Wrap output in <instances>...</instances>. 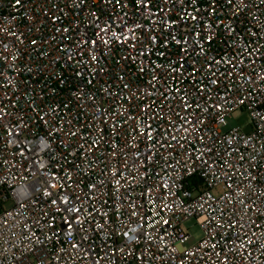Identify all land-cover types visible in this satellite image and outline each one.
I'll return each mask as SVG.
<instances>
[{
  "label": "built area",
  "instance_id": "1",
  "mask_svg": "<svg viewBox=\"0 0 264 264\" xmlns=\"http://www.w3.org/2000/svg\"><path fill=\"white\" fill-rule=\"evenodd\" d=\"M0 264H264V0H0Z\"/></svg>",
  "mask_w": 264,
  "mask_h": 264
},
{
  "label": "rangeland",
  "instance_id": "2",
  "mask_svg": "<svg viewBox=\"0 0 264 264\" xmlns=\"http://www.w3.org/2000/svg\"><path fill=\"white\" fill-rule=\"evenodd\" d=\"M247 114L240 113L236 117H231L228 119V127H242L245 131H249L250 127L247 126ZM184 230L190 234V240L185 242V245H191L200 240L203 236V231L201 228V219L192 218L186 221L183 225Z\"/></svg>",
  "mask_w": 264,
  "mask_h": 264
}]
</instances>
